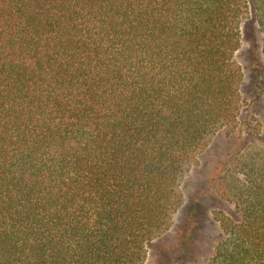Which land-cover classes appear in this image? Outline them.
Listing matches in <instances>:
<instances>
[{"label": "trees", "instance_id": "trees-1", "mask_svg": "<svg viewBox=\"0 0 264 264\" xmlns=\"http://www.w3.org/2000/svg\"><path fill=\"white\" fill-rule=\"evenodd\" d=\"M264 0H0V264H146L183 183L238 129ZM207 264H264V149L220 175Z\"/></svg>", "mask_w": 264, "mask_h": 264}, {"label": "rangeland", "instance_id": "rangeland-1", "mask_svg": "<svg viewBox=\"0 0 264 264\" xmlns=\"http://www.w3.org/2000/svg\"><path fill=\"white\" fill-rule=\"evenodd\" d=\"M242 33V47L236 55L244 76L238 129L220 132L198 154L182 186L183 207L170 230L151 243L146 264H207L221 237L214 213L233 217L235 212V206L219 194V177L248 145L264 149L263 35L253 14Z\"/></svg>", "mask_w": 264, "mask_h": 264}]
</instances>
